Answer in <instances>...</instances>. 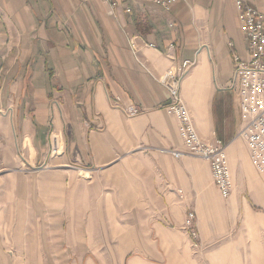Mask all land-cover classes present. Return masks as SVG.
<instances>
[{
	"label": "crops",
	"instance_id": "crops-1",
	"mask_svg": "<svg viewBox=\"0 0 264 264\" xmlns=\"http://www.w3.org/2000/svg\"><path fill=\"white\" fill-rule=\"evenodd\" d=\"M120 1L0 0V264H96L94 233L106 242L143 224L168 242L188 231L192 204L225 212L209 162L164 151L184 145L158 77L185 60L195 125L227 145L228 199L247 184L264 202L231 87L233 54L248 56L236 0ZM244 1L264 11V0ZM130 103L145 110L130 117ZM51 132L64 146L55 157ZM122 241L123 264H146L125 254L138 240Z\"/></svg>",
	"mask_w": 264,
	"mask_h": 264
},
{
	"label": "built area",
	"instance_id": "built-area-1",
	"mask_svg": "<svg viewBox=\"0 0 264 264\" xmlns=\"http://www.w3.org/2000/svg\"><path fill=\"white\" fill-rule=\"evenodd\" d=\"M112 6L120 0H104ZM161 7H170L177 0H147ZM237 17L247 46V57L233 54V81L239 97V108L243 125L239 136L246 142L253 165L264 171V11L244 0H236ZM232 46V42H229ZM134 46V41L132 42ZM153 46V45H152ZM174 47V45H171ZM194 62L185 60L179 69L171 67L158 77V81L168 93L169 103L163 108L178 119L179 133L186 152L178 149H164L174 158L180 159L190 154L205 159L210 164L211 174L221 196L228 199L232 193L233 179L227 155V145L220 139L202 137L195 125L191 111L182 96L181 82ZM118 98L117 100H119ZM145 109L134 104H126L125 113L136 116ZM1 139V134H0ZM61 136L51 132L50 156L61 155L63 151ZM184 228L193 237L197 236V214L190 209L185 218Z\"/></svg>",
	"mask_w": 264,
	"mask_h": 264
},
{
	"label": "rangeland",
	"instance_id": "rangeland-1",
	"mask_svg": "<svg viewBox=\"0 0 264 264\" xmlns=\"http://www.w3.org/2000/svg\"><path fill=\"white\" fill-rule=\"evenodd\" d=\"M241 147L243 148L242 145ZM173 149L186 152L182 146ZM80 173L86 174L84 171ZM232 200L233 202L236 200V204H232ZM220 202L225 209L224 213H220L212 206L211 214L207 208L200 215L197 205H191L190 209L195 210L197 214L196 237L178 226L173 229L175 232L173 239L163 242L151 225L148 227L143 224L140 229L136 224L135 235L126 231L125 235L111 236L106 242L102 241L101 233H94L95 263L123 264L119 259L120 253L115 249L119 238L123 239L122 242L126 243L127 247L132 248L138 240L141 248L135 246V250L127 251L125 254L139 255L146 264H264V202L253 195L247 184H236L232 198H220ZM244 204L250 207L249 219L254 222L252 226L247 225L249 214L245 212L247 205Z\"/></svg>",
	"mask_w": 264,
	"mask_h": 264
}]
</instances>
